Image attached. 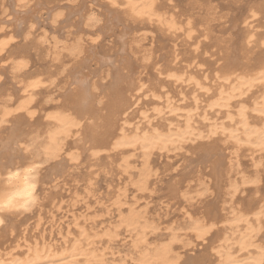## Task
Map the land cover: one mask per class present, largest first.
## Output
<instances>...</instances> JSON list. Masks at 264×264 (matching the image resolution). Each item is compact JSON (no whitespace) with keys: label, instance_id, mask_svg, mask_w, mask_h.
<instances>
[{"label":"bare ground","instance_id":"1","mask_svg":"<svg viewBox=\"0 0 264 264\" xmlns=\"http://www.w3.org/2000/svg\"><path fill=\"white\" fill-rule=\"evenodd\" d=\"M99 1L102 2L107 11L109 10L110 15L105 12L109 18L104 19L105 21L98 30L103 35L110 36L115 28L118 29V32L116 31L118 35L115 32L114 34L121 43L119 49L122 50V53L128 49V52L130 51L133 55V60L129 59L126 63H121L123 64L121 68L113 66L111 80L102 89H100V85H97V82L91 80L94 74L89 68V62L94 61L111 66L115 59L112 60L109 55L97 53L99 34L89 36L87 41L78 37L72 43L65 41L58 43L59 41L56 39L49 42L46 30L43 29L36 33V28L35 31L33 29L35 24L33 26L32 21L29 24L32 20L31 17L29 22H26L27 14L36 17L42 16L39 7L44 2L41 1L42 4H40L39 0H8L10 12L6 6H1V14L4 15L0 18V80L2 76L8 74L16 84L14 95L6 91L0 95V130L7 127L9 122L13 124L8 127L10 132L3 143V150L9 157H11V152L17 148L24 152L27 151L26 153L31 156L24 157V160L19 163L18 161L11 163V160L0 165V205L7 204L9 200L12 202L9 208L0 210V221H2L0 223V264H122L107 263L105 250L108 249V246L103 249L97 248V244L101 240H106L105 242L113 240L118 234L119 227L125 228L126 231L134 235L132 247L138 253L135 264H182V254L175 252L173 245L175 241H179L178 235L180 233L178 235L172 233L168 243L163 242L150 247L148 234L152 232L153 227L143 213L139 212L133 205L129 206L127 214L120 215L119 224L114 229H112L113 227L107 228L101 233H98V230L90 232L83 225H80V222H77L78 216L73 213L72 216L78 233L70 238L71 232L67 230L66 234L61 236L63 243L58 244L59 246L47 242L43 236H40L41 239L34 238L31 242L24 232L18 240L16 239V242L14 241L13 246H11L12 244L7 247L3 246L6 243L4 238L7 231L2 230V225L10 217L28 211L37 202L38 182L40 183L38 180L39 165L49 160L59 159L63 154L73 163L78 161L77 149H75L76 152L70 151L71 145L68 144L70 139L76 148L80 146L82 149L92 148L93 154L100 151L97 150L100 149L98 147L119 154L120 161L117 168L113 165V169H118L120 173L129 172L127 168H130L131 152L139 151L142 157V167L138 173L135 188L141 192L148 189L150 177L152 175L157 176L155 170L153 171L154 167L151 165V155L156 152L181 149L188 142L202 138L205 140L213 139L217 143L219 139L214 140V138L220 137L219 145L214 146L215 143L214 145L209 143L206 145L204 161L209 164L208 167H210V172L216 182L214 185L225 180L226 186H222L224 187L223 197L228 196L231 198L230 202H233L234 196L241 187L249 184L257 187L260 182L258 175L251 178L241 176L240 180H237L231 179L229 174L234 165L238 168V159H234V156L242 149H246L250 153H259L260 156L263 155L262 157H264V58L252 62L247 54L248 47L254 42L252 21L259 15L264 16V0L249 5L250 7H248L241 21L243 26L241 42L238 43L236 50L235 48L232 49V44L228 45L226 42V45L224 43L221 50L222 63L216 68L212 76L205 73L193 75L187 69L177 67L178 57L174 49L170 54L172 58L169 57L168 60L164 58L165 63L160 65V62L155 60L157 53L154 55L152 49L143 48L141 43L140 45L136 44V36H134L133 31L130 36L132 25H140V27L141 25L142 27L143 25H152L159 29L167 39L174 40L182 35L189 41L195 31L192 28V21H182L179 19V14H176L177 12L171 14H169L170 12L166 14L167 11L161 12V4L158 0ZM195 2L198 6H202L201 9L204 7L203 9L207 11L208 16H203V27H201L203 30L209 31L211 21L209 15L215 13V11L213 12L215 8L211 6L210 0H197ZM53 8L55 6L49 8L43 5V9L47 10H45L46 22L44 19L42 20L45 22L44 26L49 19V26L52 28L53 25L59 23V19L64 15L61 8L62 11L59 9L57 12L54 9L56 12L54 11L52 14ZM74 8L70 11L72 15L79 14L77 15L80 21L78 25L85 26L84 30L86 27L90 29L95 25L94 20L96 18L92 13L83 12L84 14H81L82 3L79 4V7L76 6V9ZM70 11L68 10V13ZM66 15L64 16L66 17ZM25 22L28 24L24 25ZM12 23L16 29L9 28ZM89 29L85 31H89ZM94 32L93 30L89 34H94ZM128 33L130 38L126 40L129 37H127ZM17 34L19 37L21 36V39H26L29 42L19 46V43L15 42ZM117 37H115L116 40H118ZM126 41L129 42L126 44ZM14 42L16 46H12ZM125 45H127L126 48ZM41 47H44L46 51L44 54L49 57V62H53L52 66L61 64L67 56L72 60L73 65H77L71 68L61 65L62 71L66 72L65 77L70 79L69 85L65 82L68 89L63 94L61 93L65 103L60 102L61 104H56L53 107L56 109L47 110L44 113V130L41 134H39L40 131L31 135V132H24L23 123L18 122L19 120L15 117L23 113L27 116L26 119H33L37 110L34 108V103L38 90L42 87L47 88L56 76L50 69L51 65L41 75L39 72H28L27 55L30 52L29 49L40 51ZM119 53L118 51L117 54ZM137 54L140 55L137 56ZM115 58L118 59L116 56ZM119 58L120 62L121 57ZM148 68L155 72L153 79L155 82L153 83L149 81L147 83V79L142 81L144 78L141 74L143 72L145 74V70ZM44 76L48 85H44L45 81L41 78ZM105 76H108V73ZM184 85L193 88L190 101L186 99V91L181 90L176 94H172L170 91L171 87H184ZM258 92L260 94L255 97L254 95ZM201 96L205 97L201 99ZM143 97H149L153 102L150 110L139 108V102ZM250 98L254 99L248 104ZM149 111L151 113H148ZM167 114L176 119L181 117V119H175L176 122H169L165 126L152 123L153 117L162 119ZM213 115L216 119L211 121ZM134 118L138 120L134 122ZM219 118L221 121L218 120ZM199 122L205 123V134H203L202 129L198 128ZM79 141L81 144L78 143ZM26 142L29 143L26 144ZM86 144L88 145L86 146ZM230 147L231 151L228 150ZM67 149L70 150L66 152ZM225 149L231 155L230 159L226 157L228 159L226 161L227 169L223 166L225 154L222 151ZM35 151H37L36 154ZM232 159L236 163H233ZM255 165H260V162H255ZM201 183H203L202 180L199 184ZM86 186L84 196L75 193L73 204L92 194L93 183L89 181ZM209 188L206 186L199 191L197 196L199 198L204 196L210 192ZM217 188L220 189L221 187ZM177 190V186L171 188L174 195ZM184 191H182V196L186 193ZM127 192L126 187L119 188L113 203L118 207L127 204L126 201L129 200ZM258 204L255 208L249 207L250 204H248L249 209L247 207H245L247 209L232 207L230 217L225 214L219 215L214 210L212 213H207L206 210V215L191 218L189 211L185 210V215L190 220L187 229L193 235L196 245L204 246V243H208L212 236L215 240L214 232L219 223L224 225L219 227L230 230L229 235L219 237L220 243L217 246L214 244V247L211 248L212 259L205 264H264V199H261ZM212 207L215 206L212 205ZM60 208L61 204H58L56 209L60 210ZM206 208L210 207L207 205ZM48 213L51 221L54 220L55 213L52 211ZM43 219L41 215H38L35 229L40 230ZM7 228L9 229L8 235L13 234L12 225Z\"/></svg>","mask_w":264,"mask_h":264},{"label":"rangeland","instance_id":"2","mask_svg":"<svg viewBox=\"0 0 264 264\" xmlns=\"http://www.w3.org/2000/svg\"><path fill=\"white\" fill-rule=\"evenodd\" d=\"M39 1L40 4H42L41 1L44 2L42 5H40L41 7H39L42 16L36 17L27 14L26 22H29L31 17L32 20H30L29 24H31L32 22L33 26L35 24L33 29L35 31L36 28V33L41 32L43 29L46 30L49 42H52L53 39H56L57 41H59L58 43L64 41L67 43H72L78 37H82L84 41H87L89 36H96L97 34H99V47L97 46V53H100V55L101 53L103 55L106 54V56H111L112 60L115 59L112 62V67L109 64H102L94 61L89 62V68L94 74L92 75L93 78H91V80L92 82H97V85H100V89L108 85V83L110 82L111 73L113 72V66L121 68V65L126 63L129 59L133 60V55H131L130 51L128 52V49L124 50V54L121 52L122 50L119 49L121 43L116 36L118 35V29L115 28L114 32L116 35L113 32L110 36L103 35L101 31L98 30V28L105 21L104 19L109 18L108 15H110L109 10L107 11L106 7L103 6L102 2L100 3L99 0ZM195 1L197 0H158L159 4H161V12L167 11L166 14H168L169 12V14L177 12L176 14H179V19H181L182 21H192V28H194L195 31L192 39H189V41H187L182 35L175 38L174 40L167 39L164 35H162V32L159 29L155 28L152 25H143V27L142 25L141 27L140 25H132L130 36L132 35L133 31L134 36H136V44L140 45L141 43L143 48L152 49L154 51V55H156L157 53V56L154 57L158 63L160 62V65H163L165 63L166 60H164V58L168 60V58L171 57V51L174 49L175 54H177L178 57L177 67H183L187 69V71L192 72L193 75L205 73L209 76H212L216 68L222 63V46L224 45V43L228 42V45L232 44V49L235 48L236 50V48L238 47V43L241 42L242 38V18L246 14L248 7L253 5V3H258L259 0H210L211 6L215 8V10H213V12L215 11V13L209 15L211 16L209 31L202 29V18L208 16L207 11L206 9H203L204 7L202 8L204 10L203 11L201 9L202 6H198ZM232 1L233 3H237L233 4L231 3ZM80 3H82L83 6L81 14L92 13L96 18L94 20L95 25L93 27H91L90 29L86 27V29H89V31H85L86 29L84 30L85 26L81 25V27L80 25H78L80 21L78 20L79 16L77 15L79 14L72 15L70 11L74 8V6V9H76V6L79 7ZM43 5H46L49 8L55 6V8H53L52 10V14H54L55 10H57L58 12V10L61 8L63 10V14L67 15L66 17L62 15V17L60 18L61 21L59 19V23L53 25L52 28L51 26H49V19L47 20V24L44 26L43 24H45V19L47 17L45 12L47 10L43 9ZM1 6H6V8H8V11H11L9 10L10 5L8 3V0H0V18H2L4 15L1 14ZM61 9L59 11H62ZM68 10L70 11V13H68ZM105 12H108V15ZM43 19L45 22L42 21ZM26 22L24 23V25L28 24ZM13 25V23L10 24L9 28L13 29L15 26ZM252 25L254 42L251 43L250 47H248L247 54L251 58L252 62H256L264 58V16H257L252 21ZM93 30L95 31L94 34H89ZM128 36L129 33L127 34V37ZM130 36L126 38V40L129 39ZM115 37H117L118 40H116ZM15 40L16 43H19V46L29 42L26 39H21V36L19 37L18 34ZM128 42L126 41V44ZM14 43H12V46H16V43ZM126 46L127 45H125V48ZM29 50L30 52L27 55V60L29 62L28 72H39V74L41 75V73L44 72L45 69H47V67H49V65H51L53 62H49V57L45 56L44 53H46V51L44 47H41L40 51H35L34 49ZM117 50L121 54H117ZM139 55L140 54H137V56ZM115 56L118 57V61L116 60ZM125 56H127V58H125ZM119 57H121V61L123 60L122 62H119ZM61 65H65V67L71 68L75 64L73 65L72 60H70L67 56L64 58L61 64L50 66V69L53 70V73L56 74V76H54L53 82L49 84L47 88L42 87L38 90L36 101L34 103V108L37 110L33 119H31L32 121L26 119L27 116L23 113L18 114V117H15V119L19 120H17L18 122L23 123L24 132H31V135H35L41 131L39 133L41 134L44 130L43 125H45L44 113L47 110L56 109L53 108L56 104L65 103L63 101L65 99L63 98L62 94L64 93V91H66V89H68L67 84L69 83L70 79L65 77L66 72L62 71L63 68ZM106 73H108V76H105ZM143 74L144 72L141 75L145 80L142 79V81H146L147 79V83L148 81L152 83L155 82L153 80L155 78V72L151 70V68L145 70V74ZM41 78L45 81L44 85H48V82L45 80V76ZM15 85L16 84L13 82L10 76L8 74H5L0 80V95L1 93L3 95V93L6 92H11L14 95ZM181 90L186 91V99L190 101L191 96L193 95V88H191V86L184 85V87H171L170 91L172 92V94H176ZM259 94L260 92L256 93L254 96L257 97ZM204 97L205 96H201L200 98L203 99ZM253 99L254 98H250L249 102L247 103L250 104ZM152 105L153 102L149 97H143L139 102L140 109L142 108L150 110ZM148 113L151 112L149 111ZM165 118L161 119L153 117L152 123L155 125L163 124L165 126L169 122H176V118L172 117V115L167 114L165 115ZM178 118L181 119V117ZM215 119V115H213L211 121ZM137 120V118L133 119L134 122H136ZM218 120L221 121V118H219ZM204 124L205 123L202 124L200 122L198 124V128L202 129L203 134L206 133V127L204 126ZM10 125L13 124L9 122L8 125H6L7 127L0 130V165H3L11 160V163L17 161L19 163L24 160V157L31 156L29 153H26L27 151L24 152L22 149H15L16 147L14 148L15 151L11 152V157H9L7 153H5V151L3 150V143L9 135L10 129L8 127ZM41 127H43V129H40ZM217 139L220 140V137L214 138V140ZM219 140H217V143H215L213 139L205 140V138H202L201 140L188 142L181 149L154 153L153 155H151L152 157L150 159L151 165L152 167H154L153 171L155 170L157 176L152 175L149 181L150 189L148 187L146 191L141 192L135 188V182L137 181L138 173H140V169L142 167V157L139 151L131 152L130 168H127L129 172L120 173L118 169H113V165H115V168H117V164L120 161L119 154L110 150L101 149L103 147H98L100 149L97 150L100 151H98L97 154H93L92 148L82 149L80 148L81 146L79 148H76L73 145L72 140L70 139L68 140V144L71 145V150L67 149L66 152L68 150H70L71 152H76L75 149H77L79 153L78 161L76 163H73L66 157H64L63 154L59 159L49 160L47 162H43L42 164L40 163V170L38 171V180L40 181V183L38 182L39 189H37V202L28 211L24 212L21 215L10 217V219H8V221H6L2 225V230L5 229L7 231L6 237L4 238L6 240V243H4L3 246L7 247L11 244V246H13L14 243L22 236L23 232L26 233V236L31 242L34 240V238L41 239L40 236H43L47 242L59 246L63 243V239L61 238V236L65 235L67 230H70L71 232V234L69 235L70 238L77 235L78 233L77 227L74 224L72 216L73 213L78 216L77 222H80V225H83L90 232H96L98 230L97 232L101 233L107 228L111 229L113 227L112 229H114V227L119 224L120 215L127 214L129 206L133 205L139 212L143 213L144 217L148 222H150L151 226L153 227L152 232L148 234V242L150 244V247L159 245L163 242L168 243L172 233H175L177 235L180 233L178 235L180 238L179 241H175V244L173 243V245L175 252L182 254V264H185L186 262V264L208 263L210 259H212L211 257H213L211 248L214 247V244L217 246L220 243L219 240L222 235H229L230 230L226 229L225 227H219L224 226L219 223V226L216 228V230L214 229L215 240L214 236H212L210 238L211 240H209L208 243H204V246L196 245L193 235H191V233L187 229L190 220L186 217L185 210L187 209V211H189L191 218L199 216L201 217L204 214L206 215V210L208 211L207 213L216 211L217 213H219V215L225 214L227 217H230V211L231 209H233L232 207L236 206L238 208L241 207L242 209L247 207L249 209V207L251 206L252 208H255L256 204H258L261 199H264V166H262V164H264V157H262L263 155L260 156L259 153H250V151L246 149H242L238 152V154H235L234 159H238L237 163L239 166L238 168H236V166L234 165L231 171L232 173L230 172L229 176L231 179L234 178L240 180L239 178L241 176L251 178L258 175L260 182L257 187L251 184L241 187L239 192L236 193V196H234L235 198H233L234 203L230 202V197H223L222 192L224 191V187L226 186V182H224L225 180H221V182L219 183L221 186L219 184H217L218 186L216 184L214 185V183L216 182L210 172V167H208L209 164L204 161V148L206 147V145H208V143L214 145L215 143L214 146H217L219 145ZM28 143L29 142H26V144ZM78 143L81 144V141H79ZM223 143L226 144L225 142ZM87 145L88 144H86V146ZM228 150L231 151V147ZM228 150L225 149L222 151L225 154V164L223 166H225L226 169L228 165H226V161H228V159H230L229 157L231 156ZM34 153L36 154L37 151H35ZM249 154H253V158ZM226 157H228V159ZM234 159H232V162L236 163ZM255 162H260V165H255ZM234 170L235 172H233ZM198 174L201 175L199 178ZM200 179L203 182L201 184H199V182L201 181ZM89 181H91L94 185L92 187V194L73 204L75 193H80L83 196L85 195L84 192ZM175 186H177L178 190L174 195L171 192V188ZM206 186L210 187V192L199 198L197 196L199 191L206 188ZM215 186L221 187L223 189L220 191L221 188L219 189ZM123 187H126L128 189L127 195L129 200L126 201L127 204H123L118 207V205L114 204L113 202L119 191V188ZM188 188L190 190L189 192ZM216 189H218L219 191H216ZM182 191L186 192L184 196H182ZM219 194H221L222 196H220ZM215 200H218V202H216ZM58 204H61L60 210L56 209V206ZM206 204L210 208H206ZM211 204L215 207H212ZM248 204H250L249 207ZM214 208H219L220 211L219 209L215 210ZM49 211L55 213L54 220L52 221L49 217ZM38 215H41L44 218L42 221L43 224L41 226L42 229L40 228V230L35 229ZM8 224L12 225L14 229L13 234L8 235ZM223 230L224 232H222ZM217 236L218 238L220 236L221 237L219 239H216ZM114 238L113 240L109 241L110 243L105 242L106 240H101L102 243L99 242L97 244L98 249H103L104 247L108 246V249L105 250L107 253L105 256L107 263L135 264L138 253L134 251L132 247L134 239L133 233L131 234L130 232L126 231L125 228L119 227L118 234ZM185 260L187 261L185 262Z\"/></svg>","mask_w":264,"mask_h":264},{"label":"snow or ice","instance_id":"3","mask_svg":"<svg viewBox=\"0 0 264 264\" xmlns=\"http://www.w3.org/2000/svg\"><path fill=\"white\" fill-rule=\"evenodd\" d=\"M11 204H12V202H11V200H9L7 204L0 205V210H2L3 208H9L11 206ZM0 223H2V221H0Z\"/></svg>","mask_w":264,"mask_h":264}]
</instances>
